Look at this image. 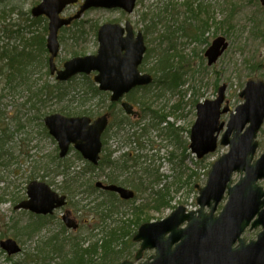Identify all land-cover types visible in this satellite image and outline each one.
Listing matches in <instances>:
<instances>
[{
    "label": "rangeland",
    "instance_id": "obj_1",
    "mask_svg": "<svg viewBox=\"0 0 264 264\" xmlns=\"http://www.w3.org/2000/svg\"><path fill=\"white\" fill-rule=\"evenodd\" d=\"M40 1L0 0V53L20 50L34 59L29 85L15 80L12 86L7 79L16 74L17 67L0 56V240L13 238L20 243L22 251L11 257L17 264H48L44 260L47 251L58 253L60 258L53 261L62 262L64 257L73 256V243L78 242L77 251L82 253L95 241L101 246L96 264L135 261L140 243L133 236L139 226L164 219L181 205L187 210L198 209L197 185L206 184L212 164L229 151V146L219 144L202 159L191 151L196 106L214 99L218 88L225 85L226 100L234 112L244 103L239 93L246 82L251 77L264 80V7L260 0H138L131 14L120 9L84 11L60 31L61 50L56 58L59 67L71 58L95 54L99 46L97 30L105 23L124 25L130 21L135 32H143L147 52L140 69L153 75L154 82L127 96L141 117L124 119L126 114L120 105L111 108L109 95L95 91L92 75H79L60 83L66 95L54 96L55 76L49 75L46 48L48 19L31 13ZM200 5L203 8L199 10ZM78 11L79 4L68 7L64 15L74 16ZM206 19L208 28L204 26ZM219 37L225 38L227 48L208 64L206 51ZM163 54L167 62L162 65L167 67L159 70L158 58ZM175 73L179 80L168 85L172 79L169 77ZM67 108L92 119L112 113V125L104 139L106 150L102 153L104 160L111 155L108 160L112 168H90L74 150L60 158L57 142L45 129L44 118ZM222 120H229V112ZM257 139L255 158L264 152V124ZM125 159L126 170H121ZM109 174L117 177L118 184L134 190L135 196L120 200L118 195L98 189L95 184L106 180ZM239 177V173H234L233 183ZM34 180L66 194L69 202L56 210L44 227L28 234L24 229L32 222V216L15 206L27 198V186ZM259 184L264 187V180ZM226 200L225 195L216 215ZM66 209L80 223L75 232L61 229V216ZM259 232L260 229L247 230L243 236L256 239ZM111 235L112 251L123 250L117 262L111 261L115 254L108 256L109 252L105 256L102 250L104 239ZM51 237L63 243L62 253L58 252L59 243L50 245ZM152 254L153 250L145 251L142 260ZM5 256L0 249V264L7 263Z\"/></svg>",
    "mask_w": 264,
    "mask_h": 264
},
{
    "label": "water",
    "instance_id": "obj_2",
    "mask_svg": "<svg viewBox=\"0 0 264 264\" xmlns=\"http://www.w3.org/2000/svg\"><path fill=\"white\" fill-rule=\"evenodd\" d=\"M78 0H42L33 8L34 16L47 15L50 19L47 46L51 72L56 71L54 58L59 50L58 30L63 25L77 19L91 7L122 8L132 13L137 0H85L78 13L71 18L62 19L59 14L69 4ZM264 5V0H260ZM125 31L127 35L124 36ZM100 47L96 56L87 55L67 61L63 70L57 72V79L66 81L77 73L98 74L95 81L103 91L112 92L113 102L140 85L152 82L149 74H141L139 65L146 51L142 33L135 37L129 22L126 27L119 24H104L99 30ZM227 48L225 38L213 41L206 51L209 64ZM245 102L231 112L227 129L222 135L221 144L229 145L230 150L212 166L206 186L198 187L200 195L198 210L186 211L179 206L170 216L160 221L144 223L134 236L142 241L136 255L139 260L147 248H155L156 253L147 261L138 264H264V189L257 182L264 178V153L253 161L258 141L256 137L264 122V80L250 78L240 92ZM225 101V85L219 88L214 100H206L197 105V119L191 130L190 148L202 158L217 148L218 136L225 127L220 122L222 114L229 111ZM128 114H135L133 105L122 103ZM109 122L105 114L93 122L89 117H66L53 114L45 118L50 134L57 140L60 156L65 157L71 144L83 157L98 164L102 149L101 135ZM234 171L245 172L236 184L232 185ZM97 186L118 192L122 198L129 199L134 192L116 185ZM228 189L229 200L218 216L216 208ZM28 199L21 201L17 209H29L38 214L53 213L54 209L66 203V196H60L44 182L33 181L27 188ZM208 206L210 212H205ZM253 221L251 228L261 226L256 240L247 242L241 237ZM66 225L76 229L78 224L64 216ZM186 223V226L181 227ZM1 247L8 254H16L21 248L16 240L8 238L1 241ZM120 264H134L125 260Z\"/></svg>",
    "mask_w": 264,
    "mask_h": 264
},
{
    "label": "trees",
    "instance_id": "obj_3",
    "mask_svg": "<svg viewBox=\"0 0 264 264\" xmlns=\"http://www.w3.org/2000/svg\"><path fill=\"white\" fill-rule=\"evenodd\" d=\"M203 8V7H202ZM201 8V5L199 6V10L202 9ZM229 21V20H228ZM207 19L205 20L204 22V26H206V28H208V24H207ZM149 26H151V24H148ZM185 32H186V29H183ZM24 53H27L25 51H20V50H13V49H6L4 50L2 53H0V56L2 58H7L8 61L7 63L8 64H11V65H15L17 67L16 69V74L7 79V82H9L10 85H15V80H20V82H24L26 84L29 83L30 79H29V72H30V67H31V62L34 61V59H32V57L30 56V54H24ZM158 63L157 64V67L159 70L161 69H164L165 67H167L166 65H162V63L166 60L167 62V58L166 56L163 54L160 58H158ZM156 67V68H157ZM164 77L161 78V80L164 82L165 80H163ZM172 78V79H170ZM179 75H177L176 73L175 74H172L171 77H169L170 79V82L167 80L166 82H169L168 85H171V83H173L174 81L176 80H179ZM165 79V78H164ZM160 80V81H161ZM161 81V82H162ZM28 82V83H27ZM62 84H59V83H56V85L54 86V96L55 97H60V96H65L66 93H65V90L63 89V87H61ZM47 87V86H46ZM95 91L99 94H101L98 89L96 88ZM112 108H113V105H112ZM62 113L66 114V115H77L78 113H74V112H71L69 111V108L64 109L63 111H61ZM129 117H124V119H127ZM149 126V125H148ZM148 126H143V129H147ZM106 149H104V152H105ZM111 158V155L107 156L106 157V160H104V157L101 158V161L99 163L100 166L104 165V166H109L110 168H112V162L108 159ZM124 165L121 167V170H126V165L125 163L127 164L128 162V159H125L124 161ZM90 168H95V166L91 165V164H87ZM120 166V165H119ZM118 166V168H119ZM111 170V169H110ZM117 177H115L114 174H109L108 175V178L106 180V182L108 183H117L116 181ZM102 206V205H101ZM101 206L99 208H101ZM46 217H43V216H32L31 218V223H28L25 227V231L29 234V233H32V232H36L37 230L41 229L43 226H45L46 224ZM24 232V233H26ZM26 233V234H27ZM114 234H117V233H114ZM112 235L109 236L108 238L104 239L103 241V246H104V249L103 250V254L105 253V256H107V253L108 256H111L112 254H115L114 257H113V260L111 258V261H115L117 262L119 259L122 258V251H117V252H113L112 249H111V243H112ZM114 238H116V235H114ZM49 242H52L50 243L51 244H54L55 246L58 245L59 243V248H58V252L62 253L63 252V243L61 241L58 240L57 237H52L51 240ZM47 242V243H49ZM74 246L72 245V248H71V251H72V254L73 256L71 255L70 257H64L62 259V262H54L53 260H56L57 258H60V255L57 254H54L55 252H50L47 251L45 254H44V260H46V262H48V264H96V254H97V251H98V248L101 247L99 246L98 243L95 242H92L88 245V247H86L85 249H83V252L82 253H79L78 248L76 246V244L78 245V242L76 243H73ZM49 245V244H47ZM107 246H109L110 248H106ZM70 254V253H69ZM7 258V257H6ZM10 261H11V264H17L16 261L12 260L10 258ZM54 262V263H52Z\"/></svg>",
    "mask_w": 264,
    "mask_h": 264
},
{
    "label": "flooded vegetation",
    "instance_id": "obj_4",
    "mask_svg": "<svg viewBox=\"0 0 264 264\" xmlns=\"http://www.w3.org/2000/svg\"><path fill=\"white\" fill-rule=\"evenodd\" d=\"M49 54V53H48ZM96 54V53H95ZM49 56L50 55H48V65H49ZM35 64V63H34ZM57 64V63H56ZM63 65H64V63H63ZM63 65H62V67H59L58 65H57V69H61V68H63ZM31 66H32V64H31ZM33 67H35V66H33ZM32 72V71H31ZM50 73V72H49ZM33 74H34V72H32L31 73V76H33ZM50 75V77H52L53 75L52 74H49ZM93 76H96V71L93 73ZM45 86H48V83L47 84H45ZM106 131V130H105ZM104 139H105V136H104ZM104 139H103V142H104ZM60 194H64V193H60ZM64 195H66V194H64ZM66 200H67V204H68V202H69V200H68V196L66 195ZM64 208V207H63ZM64 213H66V214H68V215H70L71 217H73V215H72V211L70 210V209H66L65 210V212ZM74 218V217H73ZM61 219H62V216H61ZM77 220V219H76ZM62 223V222H61ZM252 230H256V229H250L249 231H252ZM3 254V253H2Z\"/></svg>",
    "mask_w": 264,
    "mask_h": 264
}]
</instances>
